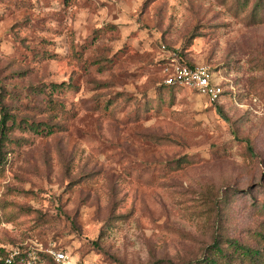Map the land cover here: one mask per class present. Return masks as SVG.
Listing matches in <instances>:
<instances>
[{"label":"rangeland","instance_id":"rangeland-1","mask_svg":"<svg viewBox=\"0 0 264 264\" xmlns=\"http://www.w3.org/2000/svg\"><path fill=\"white\" fill-rule=\"evenodd\" d=\"M176 63L222 96L164 85ZM2 107L0 242L57 264L264 246V0H0V135Z\"/></svg>","mask_w":264,"mask_h":264},{"label":"built area","instance_id":"built-area-1","mask_svg":"<svg viewBox=\"0 0 264 264\" xmlns=\"http://www.w3.org/2000/svg\"><path fill=\"white\" fill-rule=\"evenodd\" d=\"M166 83H180L197 89L212 101L219 99L223 92L222 82L206 64L187 65L176 63L167 73ZM63 262L67 258L64 249H58L55 243L45 245L42 241L32 240L20 244L0 242V264H51Z\"/></svg>","mask_w":264,"mask_h":264},{"label":"trees","instance_id":"trees-1","mask_svg":"<svg viewBox=\"0 0 264 264\" xmlns=\"http://www.w3.org/2000/svg\"><path fill=\"white\" fill-rule=\"evenodd\" d=\"M260 3V2H259ZM168 87L180 86V83H166ZM3 117L1 119V135H0V153L4 154L6 140L8 138V111L2 107ZM52 130V129H50ZM2 158V157H1ZM0 158V162L2 159ZM1 220V216H0ZM204 264H264V246L247 245L239 241L235 237H224L217 235L211 244V248L205 252ZM51 264H57L52 258H49ZM162 261H157L153 264H160ZM201 263V264H202Z\"/></svg>","mask_w":264,"mask_h":264}]
</instances>
